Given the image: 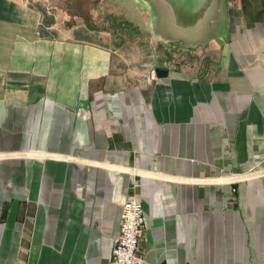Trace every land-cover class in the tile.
<instances>
[{
    "label": "crops",
    "instance_id": "obj_1",
    "mask_svg": "<svg viewBox=\"0 0 264 264\" xmlns=\"http://www.w3.org/2000/svg\"><path fill=\"white\" fill-rule=\"evenodd\" d=\"M42 21L0 0V264H109L133 194L149 263L264 264V176L222 178L264 167V0L158 36L153 82L124 29Z\"/></svg>",
    "mask_w": 264,
    "mask_h": 264
},
{
    "label": "rangeland",
    "instance_id": "obj_2",
    "mask_svg": "<svg viewBox=\"0 0 264 264\" xmlns=\"http://www.w3.org/2000/svg\"><path fill=\"white\" fill-rule=\"evenodd\" d=\"M22 2L35 5L42 11L43 25L53 26L52 32H57L56 28H71L72 26L81 24L84 27L95 30L105 31L122 30L123 37L136 38L139 44L129 47L131 50H138L142 52L143 59L148 67L156 66V57L158 48L162 47L161 41L158 38V31L161 32L159 21L162 15L158 14V10L153 7V1L156 0H21ZM164 12H169L168 7L161 8ZM160 11L161 13H163ZM112 14V15H111ZM125 17L128 22H118L115 20L116 16ZM135 20L140 23L144 34L141 35L136 27L132 26ZM208 24L204 26V34L207 36ZM68 30V29H67ZM118 30V31H119ZM138 35L137 37H135ZM161 39V37H160ZM165 47L172 46V41L165 40ZM171 42V43H169ZM159 45V46H158ZM170 48V49H171ZM167 49V48H166ZM172 50V49H171ZM137 59H135L136 61ZM141 62V58H138ZM252 171V170H251ZM264 176V174H261Z\"/></svg>",
    "mask_w": 264,
    "mask_h": 264
},
{
    "label": "built area",
    "instance_id": "obj_3",
    "mask_svg": "<svg viewBox=\"0 0 264 264\" xmlns=\"http://www.w3.org/2000/svg\"><path fill=\"white\" fill-rule=\"evenodd\" d=\"M156 66L151 65L147 81L157 80ZM264 174V167L255 168L239 175H225L223 179L242 178L247 176H257ZM120 230L114 241L111 251L109 264H151L137 253L138 241L145 227V218L141 201L136 194L128 195L121 206Z\"/></svg>",
    "mask_w": 264,
    "mask_h": 264
},
{
    "label": "water",
    "instance_id": "obj_4",
    "mask_svg": "<svg viewBox=\"0 0 264 264\" xmlns=\"http://www.w3.org/2000/svg\"><path fill=\"white\" fill-rule=\"evenodd\" d=\"M218 2L219 0H201L200 3L191 6V0H189L188 7H186V4L183 6L176 0L153 1L152 9L156 6L158 14L163 16L159 21L161 32L158 31V36L168 41L178 38L187 39L189 35L194 33L195 27H197L196 29L201 27V35L206 37L203 35L204 26L213 17ZM163 7H168L169 12L162 11L161 8ZM167 72V69L156 68V74L159 78L165 77Z\"/></svg>",
    "mask_w": 264,
    "mask_h": 264
},
{
    "label": "bare ground",
    "instance_id": "obj_5",
    "mask_svg": "<svg viewBox=\"0 0 264 264\" xmlns=\"http://www.w3.org/2000/svg\"><path fill=\"white\" fill-rule=\"evenodd\" d=\"M179 4H182L183 6L186 4V7H188V1L189 0H176ZM201 0H191V6L196 4V3H200ZM187 9V8H186Z\"/></svg>",
    "mask_w": 264,
    "mask_h": 264
}]
</instances>
